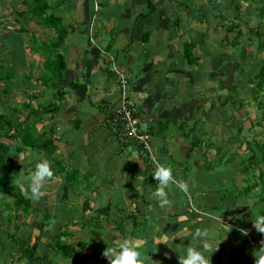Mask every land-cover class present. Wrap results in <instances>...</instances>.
<instances>
[{
  "label": "crops",
  "instance_id": "crops-1",
  "mask_svg": "<svg viewBox=\"0 0 264 264\" xmlns=\"http://www.w3.org/2000/svg\"><path fill=\"white\" fill-rule=\"evenodd\" d=\"M29 1L0 0V116L13 125L21 121L23 134L31 129L35 136L46 134L44 140L51 137L55 150L17 152L18 138L0 137L13 152L12 177L30 201V213L44 220L36 229L24 219L30 213L5 219L6 227L0 220V264H111L106 249L125 238L149 253L150 264H181L187 247L205 244L211 264H255L254 253L264 242L257 229L264 228V143L258 142H264V108L250 104L236 74L242 63L251 67L247 59L253 53L260 60L256 68L264 66L258 56L264 18L260 23L257 16L264 4L254 7L259 0H248L236 6L249 15L241 24L232 0H44L42 16L68 26L57 45L58 30L26 13ZM241 25L246 41L229 58L223 46L239 39L233 32ZM35 39L44 47H33ZM52 40L65 64L57 87L48 88ZM187 44L194 46L193 64L185 55ZM111 58L132 75L128 90L158 163L171 164L176 181L189 184L185 193L170 182V205L158 203L155 170L125 151L106 125L122 102ZM248 78L242 81L253 83ZM219 98L240 103L220 117ZM200 138L205 150H196ZM212 156L221 159L220 166L206 165ZM43 159L52 162L54 175L44 184L46 194L34 200L25 178ZM197 228L207 229V236L196 238ZM60 232L61 242L82 249L76 262L50 248ZM35 243L33 257L23 252Z\"/></svg>",
  "mask_w": 264,
  "mask_h": 264
},
{
  "label": "trees",
  "instance_id": "trees-1",
  "mask_svg": "<svg viewBox=\"0 0 264 264\" xmlns=\"http://www.w3.org/2000/svg\"><path fill=\"white\" fill-rule=\"evenodd\" d=\"M46 8L47 4L44 2V0H31L26 4V13L39 18L40 16H42ZM40 19V23L43 27L54 28L58 30L59 37L56 44L60 45V42L63 41V35H65L68 26L65 24L63 25V22L60 18H55L51 15H44ZM55 45L50 44L47 46L48 48H50L47 52L48 63L46 66L47 74L45 75V81L47 84L46 86L48 88H50V85L51 87H57L58 82L61 80V73L64 69L65 64L64 57L62 55H59L57 52H54L55 50L53 47H55ZM185 47V55L187 59H189L191 64L197 62L196 59H193L192 57V51L194 48L193 44H187ZM53 57L55 58L53 59ZM255 79L257 80V84L260 87L258 89H264V66L260 68L258 74L255 76ZM57 106L58 105L56 103L51 104V110H56ZM19 122L20 124L13 125L12 120L0 116V137H4L8 140L18 138L21 141V146L17 148V152L22 151V149L24 151L25 147L34 150L37 149L40 152H46L48 153V155L54 152L55 147L53 144V139L51 137L44 140L43 137L46 134L35 136L33 135V131L31 129L25 131L23 134L20 130L22 123L21 121ZM11 129H15V131L10 135L9 133ZM15 170L16 167L14 164L13 152L11 151L10 145L7 144L4 140L0 139V195H7L13 200V203L5 202V204L8 211H15L13 216H8L9 221L16 219L18 213H22L27 216L30 213L31 208L29 199L22 194L21 190L15 184L16 182L14 178L12 177ZM64 234L65 233L60 232L57 236L58 239L56 244L52 245L50 248H52V250L56 251L58 254L62 255L63 258L71 259L73 262H76L78 256L81 255L82 249L74 248L68 243L61 242L60 239L64 236ZM37 249L38 245L37 243H35L32 247L24 249L23 252L30 257H33Z\"/></svg>",
  "mask_w": 264,
  "mask_h": 264
},
{
  "label": "clouds",
  "instance_id": "clouds-1",
  "mask_svg": "<svg viewBox=\"0 0 264 264\" xmlns=\"http://www.w3.org/2000/svg\"><path fill=\"white\" fill-rule=\"evenodd\" d=\"M53 175L54 168L50 160L43 159L36 163L31 175L25 178L30 181L29 186L32 199L39 200L46 194L44 184ZM153 175L158 181L156 195L160 198L158 203L161 207L171 204L168 193L170 182H176L178 187L185 193L189 191V184L187 181H176L172 166L169 163H159ZM257 229L264 232V228L257 227ZM194 235L196 238L206 237L207 229L197 228ZM206 251V244L203 248L194 246L187 247L186 255L183 259H180L181 264H211V256H207ZM105 255L110 259L111 264H150V260H152L149 253L146 254L142 246L133 242L130 238L123 239L118 247L110 248L108 246ZM254 255L256 258L255 264H264V242H262L261 247L255 251Z\"/></svg>",
  "mask_w": 264,
  "mask_h": 264
},
{
  "label": "rangeland",
  "instance_id": "rangeland-1",
  "mask_svg": "<svg viewBox=\"0 0 264 264\" xmlns=\"http://www.w3.org/2000/svg\"><path fill=\"white\" fill-rule=\"evenodd\" d=\"M72 1V0H70ZM53 2V1H52ZM248 2V0H232V4L233 6H235V9H234V15L235 16H238V20H242V22H240L241 24H243V22L245 21L244 18H249V15L247 16V14L245 13V17H244V13L243 11H240L238 13L237 9L238 8H241L244 3ZM260 2V0H259ZM256 3V2H252L254 4V7L255 6H261L263 5L264 3ZM69 4H72L71 6L75 5V2H71ZM24 5V4H23ZM53 5V4H51ZM14 8L16 7V11H20L22 8L20 7H17V4L15 3L14 5ZM238 6V8L236 7ZM25 7V5H24ZM252 13V11H250ZM259 14L257 15L258 16V21L260 23L263 22V20H261L262 18H264V11L262 12L261 9L258 10ZM14 15H17L15 14V10H14ZM222 16L224 17V13L222 14ZM229 17V15H227ZM16 17V16H15ZM227 17V19H229ZM244 17V18H243ZM261 18V19H260ZM40 20V18H39ZM41 21V20H40ZM231 22V20H230ZM232 23V22H231ZM233 24V23H232ZM64 25V23H63ZM223 26V24L220 25L219 29ZM234 35L236 36V38H239L236 42H232V43H229L228 45H224L221 43V45L223 46V50H222V54H225V52H228L230 53L229 54V58L232 57L233 53L232 51L234 49H240V47H242L246 41V33H245V26L244 25H241L239 26V28H235L234 29ZM264 38V37H263ZM217 39V38H216ZM218 41V40H217ZM55 42V40H52L49 42V44H53ZM0 43H2V41L0 40ZM32 46L35 47V48H42L44 47L43 44L41 43L40 40L38 39H35L32 43ZM240 46V47H239ZM259 48H262L264 46V40L262 41V43H259ZM239 47V48H238ZM252 49H249L248 48V52H251ZM246 56V55H245ZM259 57L261 58H264V50L263 51H260V53L258 54ZM247 62H248V65L251 66L249 69H247V67H245V64L242 63V68L240 67H237V77H238V88L242 89V90H245V92H247L248 94L250 93V104L254 105L255 108H257L258 110H262L264 108V89H258L260 88L257 84V80L255 79V73L256 71H259L258 69L259 68H256L257 67V63L260 62L259 58L257 59L256 57V53H253L248 59H247ZM255 68V69H254ZM46 75V74H45ZM248 76L251 77V79L253 78V83H249L248 81H242L243 78H246V80H249ZM251 82V81H250ZM219 104L220 105V108H219V116L221 117V114L222 115H226L228 114L229 115V110L230 109H236L235 108V103H240V98L238 100H236V102H230V100L228 99L227 101H225L224 99L222 98H219ZM232 111V110H231ZM254 112L252 113V115H249L250 117L254 116ZM229 120H231L234 124L236 123V120L232 117V116H228ZM262 119V117H258V120L260 121ZM256 120V118L254 119ZM262 121V120H261ZM262 130V128H261ZM200 142V144H199ZM259 143H264L263 141H258ZM199 144V146L196 148V150L199 148V149H204L203 147H201V144L203 146H205L204 142L201 140V138L199 139V141L197 142ZM260 147V145H258ZM262 149V151H264V147H260ZM205 150V149H204ZM204 150H202V152H205ZM239 151H241V148H239ZM238 153H241V152H238ZM234 156V154L232 155H228V160H232L234 158H232ZM246 158V157H245ZM213 162H216L218 163L217 165H221L220 162H221V159L218 157V156H215V157H211L210 159V162L206 163V165H210L212 164ZM245 165V164H244ZM250 167H248L249 169ZM15 172V171H14ZM16 175V173H14ZM17 176V175H16ZM17 180V178H15ZM18 181V180H17ZM6 201H11L12 202V199L9 197V196H6V195H0V220L2 221L3 219V223L2 225L4 224L5 227H6V223H5V219L8 220V216L11 215L13 216V214L15 213V211L11 210V211H6L3 209V202L5 203ZM53 211V208L52 207H48V212L51 214ZM43 212V211H41ZM47 212V213H48ZM19 214V217L20 215H22V213H18ZM24 219H29L31 224H34L33 227L38 228V224L39 222H43L44 220L41 219V216L38 218V215L35 214V212H31L29 216L25 217ZM39 220V221H38ZM2 228V227H1ZM53 230V229H52ZM0 238H1V232H0ZM41 251V249H40ZM69 262V261H68ZM70 263V262H69ZM69 263H64V262H61V264H69ZM56 264H60V262L56 263ZM72 264V263H71ZM75 264V263H74Z\"/></svg>",
  "mask_w": 264,
  "mask_h": 264
},
{
  "label": "built area",
  "instance_id": "built-area-1",
  "mask_svg": "<svg viewBox=\"0 0 264 264\" xmlns=\"http://www.w3.org/2000/svg\"><path fill=\"white\" fill-rule=\"evenodd\" d=\"M111 64L110 70L121 89L122 102L107 118L106 125L125 151L136 153L148 168L156 171L159 163L151 135L142 126L137 104L128 90L132 75L118 68L113 58Z\"/></svg>",
  "mask_w": 264,
  "mask_h": 264
}]
</instances>
